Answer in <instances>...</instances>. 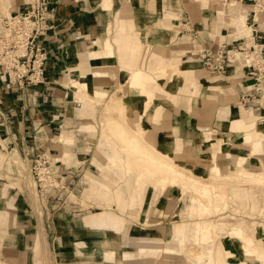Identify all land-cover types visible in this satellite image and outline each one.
Instances as JSON below:
<instances>
[{"label": "crops", "instance_id": "obj_1", "mask_svg": "<svg viewBox=\"0 0 264 264\" xmlns=\"http://www.w3.org/2000/svg\"><path fill=\"white\" fill-rule=\"evenodd\" d=\"M50 1L53 27L44 41V80L21 94L0 85V183L11 185L0 192L3 264H42L35 255L37 244L45 242L53 250L59 246L53 225L69 230L70 215L64 209H37L34 202L48 201L58 188L46 193L30 189L27 178L32 176L34 158L37 153H48L55 160L50 168L56 184L70 185L85 163L96 158L97 107L105 106L114 94L133 114L134 108L140 110L149 100L142 89L152 93L150 106L136 116L144 115L146 131L156 145L167 147L190 168L206 171L216 155L224 169L242 157L248 159L249 168L264 169V148L254 149L245 142L244 129L232 128L233 120L248 113L254 117L255 128L264 131V122L257 120L260 112H241L243 106L237 104L243 92L256 86L249 68L238 60L224 74H212L191 55L197 46L214 48L218 41H227L229 46L258 45L264 55V0ZM23 4L24 0H0V16ZM183 19L198 30L197 38L179 29ZM136 69L148 77L132 85L130 75ZM154 105L162 108L157 123L148 117ZM173 127L178 128L176 135ZM99 143L106 161L98 162L101 175L92 178L93 188L109 196L107 205L115 202L117 206L116 166L109 159L114 150L102 129ZM25 178L18 187L17 181ZM120 189L127 202L130 190ZM55 215L62 220L54 222ZM117 217L122 218L108 209L90 214L83 218L86 228L79 237L94 234L99 248L101 243L103 253L109 255L111 244L116 243L109 239L116 233ZM103 232L108 239L99 237ZM149 239L139 236L127 244L139 246V254H148L153 250L147 249L158 248ZM252 242L250 247L241 246L243 255L264 258V237L262 247L254 244L255 239ZM119 250L123 251L121 245ZM123 252L125 261L134 258L128 250ZM49 260L64 264L56 257ZM251 263L264 264L256 258Z\"/></svg>", "mask_w": 264, "mask_h": 264}, {"label": "rangeland", "instance_id": "obj_2", "mask_svg": "<svg viewBox=\"0 0 264 264\" xmlns=\"http://www.w3.org/2000/svg\"><path fill=\"white\" fill-rule=\"evenodd\" d=\"M129 82L137 85L142 81L134 82L130 76ZM142 96L145 95L142 94ZM148 99L140 110L134 108L133 114H131L130 106L121 99L119 106L123 107L122 110L117 107L114 110H107L103 104L97 107L99 134L96 158L85 163L84 169L76 171L78 174L70 185L60 187V184H56L54 189L58 188L57 194L53 198H49L48 201L34 202L37 204V209L66 210L70 215L67 220L71 221L69 230L53 225V234H58L60 237L57 249L47 248L45 242L37 244L35 255L40 258L39 262L50 264L49 259L56 257L64 264H165V262L177 264L175 261L163 258L166 249L176 248L175 257L179 259V264H203L208 257L203 253L204 248L210 247L214 252L208 259L214 261L213 264H222V261L224 264H252L253 258L263 263L264 258L243 255L241 246L250 247L253 245L252 239H255L254 244L262 247L264 169L249 168L248 163L245 162H235L234 166L224 169L216 162L215 156V162L210 168L206 171H196L177 161L170 150L168 153L174 161L171 158L157 157L149 153L146 146L138 139L139 137L125 131L123 126V122H127L140 128L142 123H146L143 120V114L142 116H136V114L146 111L152 101L149 96ZM156 108L159 109L160 106L154 105L151 111ZM240 109L241 112L246 110L243 107ZM247 111L251 110L247 109ZM241 117H250L246 127L237 128L245 130V142L251 146L255 143L258 150H263L264 131L257 135L253 115L247 113ZM157 118H160V113ZM146 127L147 124L145 129H140L143 135L148 134ZM109 128L112 133L104 130ZM101 129L114 150L109 159L116 166L117 206L115 202L107 205L109 196L105 198L99 190L93 188L92 184V178L101 175L98 162L106 161L99 143ZM173 134H175L174 131ZM158 146L161 147V145ZM246 160L248 162V159ZM247 170H252V173H245ZM112 177L114 174L107 178L108 181H111ZM257 177L261 181L257 180ZM27 180L33 192L36 188L43 193L51 191L45 185V181H39L34 173ZM25 182L26 178L21 182L17 181L16 185L20 187ZM39 182H43L40 188L37 187ZM143 184L149 186L138 194L137 188ZM124 186L131 193L127 202L120 189ZM10 187L11 185L6 187L0 183V192ZM130 197H133L132 200ZM145 197L146 200H144ZM2 204L3 201L0 202V209ZM125 206L129 209L124 210ZM102 209L114 211L123 218L117 217V230L111 237L119 239L121 245L131 252L134 256L132 260H124V252L118 249L116 243L111 244L112 249L109 250V255H105L102 244L100 243L101 248H99L94 234L87 235L88 238L79 237L82 228H86L83 218ZM57 215L52 217L54 222L62 220ZM86 231L84 229L83 233ZM105 235L103 232L99 237L108 239ZM139 236H147L151 242H154L152 243L154 246H158V248L147 249L155 251L154 253L139 254V246L129 248L128 244L138 240ZM161 239L164 243L160 241ZM151 242L148 243L153 246ZM0 264H3L1 258Z\"/></svg>", "mask_w": 264, "mask_h": 264}, {"label": "built area", "instance_id": "obj_3", "mask_svg": "<svg viewBox=\"0 0 264 264\" xmlns=\"http://www.w3.org/2000/svg\"><path fill=\"white\" fill-rule=\"evenodd\" d=\"M52 20L50 0H27L21 9L0 16V85L6 90L21 94L44 80L47 60L44 41L53 27ZM179 29L193 38L198 36L189 19H183ZM191 55L212 74H224L230 63L242 61L256 86L243 92L238 104L260 112L257 120L264 122V55L260 46H229L227 41H218L214 48L197 46ZM51 161L55 160L48 153H37L31 168V175L34 173L39 181L44 180L49 188L56 187Z\"/></svg>", "mask_w": 264, "mask_h": 264}, {"label": "bare ground", "instance_id": "obj_4", "mask_svg": "<svg viewBox=\"0 0 264 264\" xmlns=\"http://www.w3.org/2000/svg\"><path fill=\"white\" fill-rule=\"evenodd\" d=\"M130 76L133 78L134 82H141L142 80H145L148 77V76L144 75L143 73H141L138 70L137 71H133ZM142 91L145 92L144 94H148L149 98H152V95L153 94L150 93V92H148V91H146L145 88H143ZM120 101L121 100L118 98V95L117 94H114L111 97V99L106 103V105H105L106 106V109L107 110H114L115 107H117V108H121V110H122L123 107H120L119 106L120 105L119 104ZM158 112L160 113V117H162L161 116L162 115V108L153 109L149 113V118H151L152 122H154V123H157L159 121V119H160V118L159 119L157 118V116L159 115ZM149 118H148V120H149ZM249 122H250V117L249 118L248 117L247 118L240 117V118L232 121V128H242V127H246ZM141 125L142 126L140 128H138V127H134L133 125H131V124L127 123V122H123V126H124L125 131H128L129 133L131 132L133 134H136L139 137L138 139L142 142V144L146 146V148L148 149V152L149 153H153V155H155L157 157L162 156V157H167V158L173 159V157H171V155L168 153V148L167 147L165 148L163 146L159 147L158 145H156V143L154 141L155 138L152 139L150 133L147 132L148 133L147 135H143L142 134V132H141L140 129H145V124L142 123ZM109 131L111 132V129L110 128H109ZM173 131L175 132V135H176L178 133V128L177 127H173ZM261 131H262V129H258L257 128L256 129L257 135H259ZM102 139H101V141H102ZM175 140L177 141V139H175ZM252 146H253L254 149L257 150V145L255 143H253ZM173 161H174V159H173ZM238 162L248 163L247 160H246V158H244V157L240 158L238 160ZM245 173L251 174L252 173V170H247ZM257 180L261 181L259 179V177H257ZM147 186H149V185L143 184L139 188H137L138 194L141 193V192H143ZM245 195L248 196L247 194H245ZM130 198L132 200L133 197H130ZM146 238H147L146 236H141V240H143V239L146 240ZM109 240H111L113 242H116L117 243V246L120 249L121 243H120V240L119 239L112 237ZM150 240L151 239H149V241ZM121 246H122V250L125 251L126 249L123 247V245H121ZM213 252H214L213 248H210V247L204 248V251H203V253L206 254L208 257L213 256ZM149 253H154V251L153 252H149ZM175 255H176V248H168V249H166L164 251L163 258L164 259H168V260L175 261L177 264H179L176 261ZM208 257H207V260L203 262V264H213L214 261L209 260Z\"/></svg>", "mask_w": 264, "mask_h": 264}]
</instances>
